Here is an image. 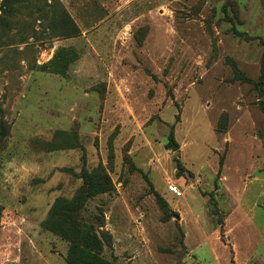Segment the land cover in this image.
<instances>
[{
	"label": "rangeland",
	"instance_id": "374dc122",
	"mask_svg": "<svg viewBox=\"0 0 264 264\" xmlns=\"http://www.w3.org/2000/svg\"><path fill=\"white\" fill-rule=\"evenodd\" d=\"M4 1L0 264H69L44 223L97 168L72 221L100 258L264 264V0Z\"/></svg>",
	"mask_w": 264,
	"mask_h": 264
},
{
	"label": "trees",
	"instance_id": "16d2710c",
	"mask_svg": "<svg viewBox=\"0 0 264 264\" xmlns=\"http://www.w3.org/2000/svg\"><path fill=\"white\" fill-rule=\"evenodd\" d=\"M14 2L20 3L22 0H5L2 4L3 12L11 13L12 9L10 6ZM238 79L245 82H252V80L243 75L238 76ZM263 84L264 58L261 66V75L256 87H262ZM260 106L264 113V101L260 102ZM81 177L85 187L81 196L71 201L64 199L58 200L51 208L49 217L44 225L49 230L69 241L70 253L67 258L69 264H117L100 258L99 252L92 251L94 247L101 250L98 238L91 231L84 230L79 223L72 221V217L75 215L76 210H78L79 199L111 191V179L102 168H97L94 171L83 169ZM157 201L167 215L173 214L164 198L158 196Z\"/></svg>",
	"mask_w": 264,
	"mask_h": 264
},
{
	"label": "crops",
	"instance_id": "0c3cea01",
	"mask_svg": "<svg viewBox=\"0 0 264 264\" xmlns=\"http://www.w3.org/2000/svg\"><path fill=\"white\" fill-rule=\"evenodd\" d=\"M258 196H259V198H261V199H263L262 200V202H264V185H262L261 186V189L260 190H258ZM254 203V202H253ZM259 206V207H262L263 206V208H261V214H262V221H263V223H264V203H262V205H258L257 203H254L253 204V206ZM250 212V215L252 216V218H256V217H254V214H253V212H252V209L249 211ZM244 214L247 216V213H245L244 212ZM255 215H258V212L257 211H255ZM204 235V234H203ZM204 237V236H203ZM195 240H196V242H198L199 241V239L197 238V239H191L190 240V243H189V245H190V253H191V255L192 256H194V255H197L196 253H198V248L199 247H193L194 246V242H195ZM196 246V245H195Z\"/></svg>",
	"mask_w": 264,
	"mask_h": 264
},
{
	"label": "built area",
	"instance_id": "2783aa9c",
	"mask_svg": "<svg viewBox=\"0 0 264 264\" xmlns=\"http://www.w3.org/2000/svg\"><path fill=\"white\" fill-rule=\"evenodd\" d=\"M169 190L174 192L176 196H181V191H179L173 184H169Z\"/></svg>",
	"mask_w": 264,
	"mask_h": 264
},
{
	"label": "water",
	"instance_id": "95a60500",
	"mask_svg": "<svg viewBox=\"0 0 264 264\" xmlns=\"http://www.w3.org/2000/svg\"><path fill=\"white\" fill-rule=\"evenodd\" d=\"M173 147H174V148H173L174 150H177V149H178V147L175 146V145H174ZM175 217H176L178 220L180 219V217H179L178 215H175Z\"/></svg>",
	"mask_w": 264,
	"mask_h": 264
}]
</instances>
